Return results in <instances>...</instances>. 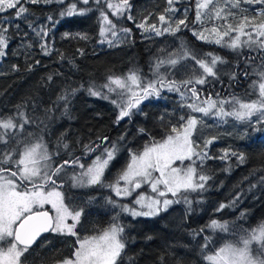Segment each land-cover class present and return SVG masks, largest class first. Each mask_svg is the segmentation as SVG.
<instances>
[{
	"label": "snow or ice",
	"instance_id": "snow-or-ice-1",
	"mask_svg": "<svg viewBox=\"0 0 264 264\" xmlns=\"http://www.w3.org/2000/svg\"><path fill=\"white\" fill-rule=\"evenodd\" d=\"M24 2L64 4L65 0H24ZM179 2L180 0H167L168 7L165 13L158 17L160 26L147 23L148 17H145L144 22L137 24V27L144 33L154 36L175 35L182 28H189L187 22L189 9L184 10V18L178 20L174 18V14L178 11L175 5ZM91 3L96 5L95 10L99 12L101 44L114 46L121 42L122 37L130 35L131 29L118 28L108 11L110 10L111 16L115 18L123 17L127 13V19L133 20L130 14L132 8L130 0H118V2L91 0ZM78 4L84 7H78ZM89 4L90 0H74L61 9L59 16L63 18L86 15L94 10L88 7ZM242 4L261 7L253 16L242 14L237 17L233 10L243 11ZM102 5H106V9ZM13 9H15V18L26 19L25 14L29 10L24 7L22 0H0V13ZM234 19H238L235 26L230 22ZM47 20L53 27L58 23L52 15H49ZM8 22L0 19V58L6 55L5 50L9 44L10 38L6 27ZM16 27L19 29V25ZM28 27L41 38V51L45 55L51 54L53 49L45 40L50 29L46 26L37 29L31 22L28 23ZM190 30L197 40L219 45L232 52H239L244 48L264 52V0H222V2L195 0V19ZM24 35L26 36L27 33ZM62 38L89 39L87 34L82 33L75 35L64 33ZM28 47L31 45L29 44ZM78 51L83 54L82 49ZM160 51L164 55H158L150 63L151 79L142 75L139 68L132 67L123 75L108 74L106 82L99 87L94 83L88 86L89 95L108 99L118 109L116 124L125 118L130 119L135 112L140 111V105L144 101L152 97H160L166 89L178 93L185 101L181 107H187L192 113H201L204 117L214 116L221 121L233 118L235 121L254 123L258 126L257 130L264 127V63L256 73L261 81L258 84L257 99L243 102L236 96L221 99L218 94L216 99L211 95L201 99L197 85L209 83L208 78H218V65H223L227 61L213 53L199 54L198 58V54L183 41L173 52H166L163 49ZM189 60L194 61L198 68L190 69V74L185 79L169 78L174 74L172 70L178 71L177 66ZM244 75L247 76L248 73ZM47 79L51 81L53 77L49 75ZM231 79H236L235 72L231 74ZM83 87V85L80 88L66 86L53 101V107L45 109L40 123L47 126V122L52 120L51 113L58 110L61 103L62 114H67L71 98ZM112 94L116 95V99H111ZM24 107L23 104L17 105L14 116L0 118V264H27L26 254L37 243L38 238L48 232L76 237V246L71 256L57 260L54 264H119L129 241L125 231L127 225L120 222L121 213H126L132 218L154 217L166 211L170 205L181 202L188 206V211H191L193 200L189 199V195L192 193L201 195L207 191L212 176L205 173L204 166L206 161L213 159L207 149L216 138L206 139L203 147L194 141L193 137L202 123V119H198L194 114L188 115L187 118L181 116L179 127L173 125L160 140L152 138L144 144L142 151L127 149L126 164L109 181L106 173L122 151L121 142L125 140L123 135L115 141L110 140L108 136L98 135L96 137L98 142L90 140L83 144V155L91 157V162L86 165L81 162L82 157L72 154L71 145L66 142L65 134H61L57 140V151H50L43 135L26 132L25 126L34 121L23 111ZM138 131L144 133L145 129L140 128ZM61 148L69 155V159L54 163V158L59 156ZM230 157H235L240 164L246 160L244 153L231 150L224 151L219 158L228 160ZM177 161L181 165L185 161L189 163L179 167L175 166ZM67 168L80 169L79 172L73 171L69 177L73 188L106 187L116 197L123 199L131 197L138 189L147 185L152 195L140 193L132 205L108 197L106 202L119 211L107 226L96 229V234L81 238L76 229L84 210L75 206L70 208L65 203L64 193L60 190L64 186L63 177ZM255 171L250 175H254ZM258 183L264 184V176L260 177ZM255 187L256 185H251L248 191ZM169 194L171 199L168 198ZM240 198L241 193L238 192L229 203L219 204L217 212L235 207ZM196 202L201 203L202 200ZM46 204L51 205L54 214L43 210ZM240 215L244 216L246 213L241 212ZM206 229L228 233L229 222L212 219L206 225ZM204 231L205 228H201L192 234L195 237ZM147 239L152 237L149 236ZM203 239L204 244L200 247L206 264H264V223L244 231L236 240H226L212 251H205L212 242V236H204ZM254 244L257 245L259 256L253 254ZM42 247H47V244ZM128 259L129 264H133V258ZM159 259L163 262L164 257L161 256Z\"/></svg>",
	"mask_w": 264,
	"mask_h": 264
},
{
	"label": "trees",
	"instance_id": "trees-1",
	"mask_svg": "<svg viewBox=\"0 0 264 264\" xmlns=\"http://www.w3.org/2000/svg\"><path fill=\"white\" fill-rule=\"evenodd\" d=\"M72 2L74 0H65L64 4H31L22 0L24 7L29 10L25 14L26 19L15 18V9L0 13V19L9 21L6 27L10 38L6 55L0 58V118L14 116L16 106L25 105L23 111L34 121L25 126L26 132L43 135L50 151H57V140L61 134H65V140L71 145L74 156L83 157L82 145L90 140L96 141L98 135L108 136L112 141L123 135L125 140L121 142L122 150H138L152 138L161 139L173 125L180 123L179 118L185 117L187 112L173 94L166 93L157 99L149 98L140 105L139 112L116 124L118 109L110 100L91 96L87 91L90 84L94 83L97 87L104 84L108 74L123 75L132 67L139 68L142 75L151 79L150 63L156 58L153 55H160L155 52L156 44L164 45L174 41L180 46L183 41L195 52L213 53L227 61L224 64L225 70L218 71L217 79L209 80L205 85H197L201 99H206L209 95L217 98V94L221 99L232 96L251 98L247 81L252 77L250 72L253 66L264 62V52L244 48L233 53L221 46L197 40L189 31L195 17V0H180L175 5L178 11L174 16L178 19L184 18V10L189 9V28H182L175 35H149L137 27V24L144 22L145 17H148L147 23L160 26L158 17L165 13L167 0H130L133 20L127 19V13L120 18L112 17L108 10L118 28L131 29L130 35L122 37L121 42L114 46L99 42V12L95 10L96 5L91 0L88 7L94 10L86 15L59 16L61 9ZM78 7L84 6L78 4ZM102 7L106 9V5ZM49 15L58 21L54 27L47 20ZM29 22L37 29L40 26L50 29L45 40L53 49L51 54L45 55L41 51V38L28 27ZM16 25H19V29ZM64 33L87 34L89 39L62 38ZM29 44L31 47H28ZM78 49H82L83 54ZM233 72L236 73V79H231ZM244 73L248 75L245 76ZM49 75L53 77L51 81L47 79ZM169 78L176 79L174 76ZM81 85L84 87L71 98L67 114H62L61 103L58 110L51 113L52 120L47 122V126L40 123L45 109L53 107V101L66 86L80 88ZM111 99H116V95L112 94ZM140 128L145 129V132L140 133ZM257 128L258 126L255 130L249 128L246 132L221 128L208 130L206 136L216 139L207 149L213 159L206 161L204 166L205 173L212 176L207 191L201 195H189V199L193 200L191 211L187 210L188 206L183 202L174 203L157 216L136 218L125 224L129 241L119 264H129V257L133 258V264H206L200 247L204 244V236L211 235L213 238L209 248L205 250L208 252L226 240H236L244 231L264 223V184L258 183L260 177L264 176V127H260V130ZM198 141L201 142L199 138ZM226 150L244 153L245 162L240 164L235 157L220 159ZM65 159H69V155L61 148L54 163ZM254 170L255 174L250 175ZM251 185L256 187L248 191ZM69 192L71 198L82 197L86 202L90 198L91 201L95 200L92 204L85 205L81 218L91 231L108 225L112 219L106 202L110 197L108 189L97 186L70 189ZM139 192L140 189L135 193ZM238 192L241 193V198L235 207L217 212L219 204L229 203ZM197 200L202 202L197 203ZM241 212L246 215L241 216ZM212 219L228 221L229 232H212L206 229ZM201 228H205V231L194 237L192 233ZM149 236L152 239H147ZM51 239V236H47L38 244L41 247L47 244V247L34 251L33 260L45 261L51 258ZM74 240L76 241V237ZM57 242L58 252L53 254V259L70 257L76 246L70 238L58 236ZM252 247L253 253L259 256L257 245ZM161 256L164 257L163 262L159 259Z\"/></svg>",
	"mask_w": 264,
	"mask_h": 264
},
{
	"label": "rangeland",
	"instance_id": "rangeland-1",
	"mask_svg": "<svg viewBox=\"0 0 264 264\" xmlns=\"http://www.w3.org/2000/svg\"><path fill=\"white\" fill-rule=\"evenodd\" d=\"M221 2H222V0H221ZM260 7H261L260 5H247V4H242L241 5V9L243 11H241V10H233V11L236 12L237 17L241 16L242 14H247L248 16H253L260 9ZM174 18L178 20V18H176L175 16H174ZM194 19H195V17H194ZM230 22L233 23V25L235 26L238 23V19L231 20ZM209 26H211V25H209ZM189 31L192 33V31L190 29H189ZM156 46H157V48L155 49V52H159L160 56H163L164 55V53L160 51L162 49L163 50H166V52H173V51H175V50H177L179 48V46H177V43H175L174 41L166 42L164 45L156 44ZM196 53L198 54V58H199V54H203V52H196ZM153 57L155 58L157 56L156 55H153ZM262 63H264V62H262ZM262 63L253 66V68L251 69V72L250 73H251L252 77L250 79H248L247 83H248L249 93H251L252 96H251V98H247V97H244V96L239 97L243 102H250L251 100H254V99H257L258 98V84L261 81L259 80V78L256 75V73L260 70V65ZM185 65H186V67H185ZM177 67H178L179 70L178 71L177 70H172L174 74L169 76V77H173L174 76L177 80L178 79L179 80L185 79L187 77V75H188V70H190V69L191 70H195V69L198 68V66L195 65L194 61H191V60L186 61V62H182V64L181 65H178ZM224 68H226L224 64L223 65H218V69L219 70L224 71L225 70ZM162 71H163V69H162ZM197 74H199V73H197ZM208 79L209 80H215L213 78H208ZM254 82H255V87H253ZM166 93L167 94H173L175 96L176 100H178L181 105L183 103H185V101H183L181 99V97H180V95L178 93L169 92V91H167L165 89L162 92L161 95L166 94ZM152 98L157 99V97H152ZM214 99H216V98H214ZM188 102H191V101H188ZM183 108L187 112V115L185 116V118H187L188 115L194 114V115H196L198 117V119H202V123L199 126L198 131L195 133V135L193 137L194 141L197 144L201 145V147H203V143H204V141L206 139H210V138H208L206 136L209 133L208 130L221 128L222 130H225V129L228 130V129H230L232 131H243V132H246L249 128H252V129L254 128V130H255V128L257 126L254 123L235 121L233 118H227L226 121H221V120H219L218 118H216L214 116L204 117L203 114H201V113H192L191 110L188 109L187 107H183ZM253 120H255V117L253 118ZM179 125H180V123H178L177 127H179ZM198 138L201 140V142L198 141ZM143 146L144 145H142V147L140 149L136 150V151H142L143 150ZM130 149H132V148H130ZM127 160H128V151H127V149H123L121 151V153L118 155V157L116 158V160L111 165L110 170L106 173V177H107V179L109 181L114 177V175L116 174V172L122 166H124L126 164ZM81 162L82 163H85L87 165L88 163L91 162V157L89 159H87V160H81ZM188 163H189L188 161H185L184 164L181 165V163L179 161H177L175 166L182 167V166H186ZM73 171L79 172L80 169L79 168H76L74 170H68V169H66V174L63 177V181L68 183L69 188L77 189V188H73L71 186V182L69 180V177L72 175ZM104 188H106V187H104ZM142 188L146 192H144L143 189L142 190L140 189V192L139 193H133V195L131 197H127V198H123V199L116 197L115 194L110 189H108V188H106V189H108L110 191V197H112L114 200H118L120 203L132 205L133 202H134V200L136 199V196L138 194L144 193V194H147V195H152V193L150 192V188L147 185L143 186ZM169 196H171V195L169 194ZM168 198L171 199V197H168ZM80 199H76L75 202L77 204H78V201L83 202V200H80ZM94 201H91L90 204H92ZM81 202H80V204H82ZM87 202H89V201H87ZM108 208H109L108 212L110 211L109 213H110L111 218L113 216H115L116 213L119 211L118 208H115L114 209L110 204H109ZM53 214H54V210H53ZM136 218H148V217H136ZM136 218H132L131 216H129L126 213H121L120 214V222L123 223V224L130 223L132 220H134ZM94 234H96V232L90 230V231H88V233H85L83 236H81V238H83L85 236H91V235H94Z\"/></svg>",
	"mask_w": 264,
	"mask_h": 264
},
{
	"label": "flooded vegetation",
	"instance_id": "flooded-vegetation-1",
	"mask_svg": "<svg viewBox=\"0 0 264 264\" xmlns=\"http://www.w3.org/2000/svg\"><path fill=\"white\" fill-rule=\"evenodd\" d=\"M90 157H86V156H83L82 157V160H87V159H89ZM62 162V160L60 161V160H57L55 163H61ZM68 170H73V169H71V168H67ZM63 183H64V186H63V188H61L60 190L64 193V195H65V203L70 207V208H72V207H77V208H84L85 207V205H90V203L89 202H86L85 200H83L82 199V197H74V198H71V196H70V189H72V188H69V185H68V183L67 182H64L63 181ZM81 198V199H80ZM76 199H80V200H83V202H81V201H78V204L75 202V200ZM80 202L82 203V204H80ZM43 210H46V211H49V213L50 214H53V210H52V208H51V205L50 204H46V205H44V208H43ZM81 218H82V216H81ZM69 223H71V221H69ZM91 229H90V227H88V226H86V223L83 221V220H81L80 221V223L77 225V229H76V231H77V234L81 237V236H83L85 233H88V231H90ZM47 236H51L52 237V247H51V250H52V254H51V258L49 259V260H41L40 261V259H39V261H35V260H33V258H32V255H33V252L34 251H39V250H41V249H43V247H41V246H39L38 244H40V242L41 241H43V239H46L47 238ZM58 236H60V237H69L70 238V240H71V242L73 243V245L75 246L76 245V243H74V242H76L74 239H75V237H72V236H66V235H61V234H58V233H52V232H48V233H46V234H44V235H42L38 240H37V243L32 247V249H30V252L28 253V254H26V257H27V264H54V262L55 261H57V260H54L53 258V254L54 255H56V253L58 252V242H57V237ZM74 240V241H73Z\"/></svg>",
	"mask_w": 264,
	"mask_h": 264
},
{
	"label": "water",
	"instance_id": "water-1",
	"mask_svg": "<svg viewBox=\"0 0 264 264\" xmlns=\"http://www.w3.org/2000/svg\"><path fill=\"white\" fill-rule=\"evenodd\" d=\"M44 234H46V233H43L42 235H44ZM42 235H41V236H42ZM38 239H39V238H38Z\"/></svg>",
	"mask_w": 264,
	"mask_h": 264
}]
</instances>
